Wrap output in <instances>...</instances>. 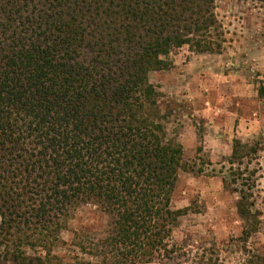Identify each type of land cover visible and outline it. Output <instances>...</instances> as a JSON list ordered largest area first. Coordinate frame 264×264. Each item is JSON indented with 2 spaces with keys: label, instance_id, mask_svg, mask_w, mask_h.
Wrapping results in <instances>:
<instances>
[{
  "label": "trees",
  "instance_id": "16d2710c",
  "mask_svg": "<svg viewBox=\"0 0 264 264\" xmlns=\"http://www.w3.org/2000/svg\"><path fill=\"white\" fill-rule=\"evenodd\" d=\"M216 2L0 0V247L15 264H43L25 249L51 256L87 205L109 225L103 234L75 232V246L95 260L75 264L173 260L175 229L199 210L174 209L172 200L180 172L195 167L170 135L150 74L172 70L185 46L223 51ZM258 147L234 139L230 162L252 161ZM249 173L232 180L248 191L235 190L246 238L260 225L246 203ZM247 264H264V255Z\"/></svg>",
  "mask_w": 264,
  "mask_h": 264
},
{
  "label": "rangeland",
  "instance_id": "374dc122",
  "mask_svg": "<svg viewBox=\"0 0 264 264\" xmlns=\"http://www.w3.org/2000/svg\"><path fill=\"white\" fill-rule=\"evenodd\" d=\"M216 14L224 33L220 54H195L185 46L172 55V70L150 74V81L163 93L164 111L171 115L170 135L183 145L185 162L195 167L192 173L180 172L172 206L193 205L199 210L182 218L175 229L173 260L153 264H247L250 256L264 255V99L260 97L264 89V2L217 0ZM236 138L244 144L259 143L252 161L230 162ZM240 172L243 178L255 172L251 182L255 187L246 203L254 204L260 225L248 238L238 210L241 195L235 190L248 191L241 180L232 183ZM224 180L231 190L224 189ZM108 225L109 218L96 207L83 206L51 256L46 257L40 248L25 250L29 256L41 257L43 264L95 261L75 246V232L103 234ZM0 264H15L6 256V245L0 247Z\"/></svg>",
  "mask_w": 264,
  "mask_h": 264
}]
</instances>
